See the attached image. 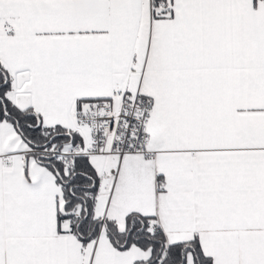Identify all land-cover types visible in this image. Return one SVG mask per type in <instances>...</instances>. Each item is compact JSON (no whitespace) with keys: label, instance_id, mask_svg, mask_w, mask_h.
I'll return each mask as SVG.
<instances>
[{"label":"snow or ice","instance_id":"6c2138e0","mask_svg":"<svg viewBox=\"0 0 264 264\" xmlns=\"http://www.w3.org/2000/svg\"><path fill=\"white\" fill-rule=\"evenodd\" d=\"M0 264H264V0H0Z\"/></svg>","mask_w":264,"mask_h":264}]
</instances>
